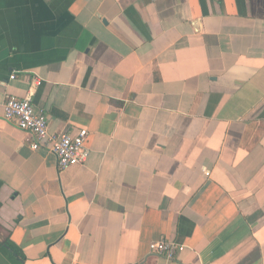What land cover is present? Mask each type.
<instances>
[{"label": "crops", "instance_id": "1", "mask_svg": "<svg viewBox=\"0 0 264 264\" xmlns=\"http://www.w3.org/2000/svg\"><path fill=\"white\" fill-rule=\"evenodd\" d=\"M0 264H264V0H0Z\"/></svg>", "mask_w": 264, "mask_h": 264}, {"label": "built area", "instance_id": "2", "mask_svg": "<svg viewBox=\"0 0 264 264\" xmlns=\"http://www.w3.org/2000/svg\"><path fill=\"white\" fill-rule=\"evenodd\" d=\"M14 78L10 77L11 80ZM2 114L4 120L12 122L18 129L32 137L33 141L30 144L32 151H37L40 147L46 148L55 157L58 171L74 165H83L87 161L90 154L85 145L87 132L81 130L77 134H72L69 130H64L50 134L45 114L34 108L29 96L22 99L4 96ZM183 250L182 245L164 240L149 244L151 254L166 260H173Z\"/></svg>", "mask_w": 264, "mask_h": 264}]
</instances>
